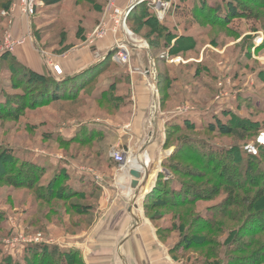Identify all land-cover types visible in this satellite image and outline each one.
<instances>
[{
	"label": "rangeland",
	"instance_id": "obj_1",
	"mask_svg": "<svg viewBox=\"0 0 264 264\" xmlns=\"http://www.w3.org/2000/svg\"><path fill=\"white\" fill-rule=\"evenodd\" d=\"M65 1L67 2L63 6H46L43 2H38L41 7L30 18L22 10L19 0H0V150L12 153L5 163L0 161V165L3 167L8 164L6 171L8 177L22 181L26 176V182L27 169L32 165L36 168V178L39 180L29 186L27 183L17 186L0 178V264H66L67 261H71L70 264H84L82 251L73 252L74 254L69 257L65 256L67 253H63L61 261H51L47 251L54 246L62 247L63 252L69 251L72 247L65 245V241L88 233L99 214L106 209L108 194L100 182L106 177L116 178L128 163L121 167L113 158L112 152L123 150L130 158L139 152L135 135L128 133L127 129H131V123L136 114L134 82L146 78L142 74L131 71L127 65L130 58L127 64L110 65L107 71L98 75L86 90L80 92L85 97L80 96L79 101H59V104L52 103L34 110L27 108L29 99L36 93L24 79L27 69H30L22 60L27 62V45L30 43L39 55L37 64L44 69L50 67L54 69L52 64H55L53 62L56 60L55 57L45 54L41 46L55 39L56 29L66 28V42L61 44L60 50L57 51V54H62L75 44L84 42L83 44L87 45L92 40H97V35L101 33V31L98 32L100 24L112 19L113 11L108 10L107 6L110 0ZM130 1L127 0L126 6ZM137 1L134 0V2ZM160 1L166 4L159 9L161 11L165 9L163 19L158 17L157 7L149 0L142 2V5L137 3L130 13L131 17L140 11L136 9L138 5L141 8L144 7L143 3H147L151 15L158 23L166 22L176 29L177 36L172 40L173 42L182 35L192 37L193 51L187 53L186 59L182 53L172 55L169 47L165 48L162 42L159 43L157 35L152 32L154 22L141 24L138 21L134 22L130 17V21L126 23L127 27L135 33L136 39L141 36L154 42L151 49L156 59L157 69L161 75L163 70H166L168 80L160 85L163 78L161 77L158 86L161 112H170L174 118L185 109L193 112V114L189 113L192 115L206 111L204 117L209 118L213 113L218 114L222 109L228 108L248 116L258 129L251 130L244 139H237L232 135H216L204 130L201 126L177 131L170 136L168 145L166 144L167 146L156 152L159 162L162 160L163 163L170 155H174L171 165H179V169L183 172L195 170L197 174V171L205 169V155L199 148L183 151L180 149L184 148L183 144L179 149L176 148L175 145L183 136L191 137L192 144L202 147L208 144L212 150H217L222 145L233 146L245 143L246 151L251 148L256 152H250L251 154L258 156L260 153L261 155L260 150H264V146H261L257 140L260 135H264V114L252 113L255 111L253 107L241 101L239 94L245 93L247 97L259 95L256 99L264 101V46L256 50L253 48L251 57H247L244 50V46L249 41H255L256 45H259L264 40V15H261L256 22L245 18L231 19L227 25L232 27V31L217 24L200 21L184 28L179 25L175 14L176 4L179 1ZM222 1L226 0H209V5L216 6ZM244 1L249 5L255 4L253 0ZM149 4L151 7L148 6ZM7 5L10 6L7 7ZM117 5L120 7L118 2ZM261 12L264 13V10ZM142 21L148 20L144 17ZM81 25L85 26L84 34L87 32L83 42L79 35H74ZM122 33L121 29L118 34L121 39ZM8 38L23 41L15 45L14 51H10L12 54L9 55L5 53ZM36 38L39 41L38 44ZM157 43L159 45H156ZM175 57H180L181 60H171ZM110 59L112 57H104L100 63L107 65ZM194 61H196L195 64L191 66L190 63ZM119 76L126 77L122 81L114 79ZM200 77L201 79L198 80ZM110 84H114L110 94H102L100 101L95 100L94 95L101 93L99 88ZM163 87H167L166 91H162ZM165 95H168L166 100L161 99ZM8 111H12V115L8 116ZM196 123L205 124L204 121H196ZM148 129L146 127V132H140V134L148 133ZM191 157L202 158V165L193 161ZM243 165L244 163L239 167L238 179L248 186ZM259 169L260 173L264 172V161ZM161 170L168 174L163 164ZM175 172L172 169L174 179L170 181L175 189L181 187L178 184L179 180L187 183L196 181L202 187L203 185L211 187L216 183V180L210 176L199 179L180 173L176 175ZM63 173L65 175H62ZM60 174L61 178L66 177L67 181L76 182L75 187L77 191H83V197L75 196L66 201L53 199L50 202L41 198V195L45 197L49 195L46 194L49 187L55 188L49 183ZM65 185L63 181L59 190L55 189V191L69 193L71 186L64 190ZM256 191L257 188H252L251 193ZM225 193L226 190L222 189L210 199L198 200L191 209L193 213L190 218L194 220L192 223L188 222L184 233L176 225V217L183 212V208L172 205L149 206L147 210L144 208L145 216L155 227L159 240L165 244L166 248L171 249L168 254L175 264H230V261H224V249L220 250L218 245L215 250H211L212 255L209 257L197 249L198 244L203 242L210 233H213L220 245L224 244L227 238L234 236L240 240L243 238L245 242L253 241L254 245L251 249L245 243L243 249L245 252L237 255V264H251L250 257H253L257 250L260 252L258 264H264V230L260 229L259 222L253 227L259 231L258 234L252 235L242 229L245 225V217H237L235 223L222 218H218L211 225L204 221V216H208L209 219L219 217L214 211L217 210L220 201L225 199ZM262 199L261 207L256 210L257 212L264 211V197ZM70 205L75 212L67 210ZM51 206L56 208L54 211L57 213L46 212ZM87 207L90 209L85 211ZM156 214L159 216L153 217ZM218 229L220 232L217 233ZM185 234L195 239L193 248L186 255L183 248L179 247ZM45 246H49L48 250Z\"/></svg>",
	"mask_w": 264,
	"mask_h": 264
},
{
	"label": "trees",
	"instance_id": "obj_2",
	"mask_svg": "<svg viewBox=\"0 0 264 264\" xmlns=\"http://www.w3.org/2000/svg\"><path fill=\"white\" fill-rule=\"evenodd\" d=\"M63 0H39V2H43L44 5H53V6H60L61 2ZM178 4H176V17L178 19L179 25L188 27L194 23L197 22H205V23H211V24H217L220 25L222 28H226L227 30L232 31V27H230L229 22L231 19H248V20H255L256 22L259 17L261 18V15H264V13L261 12V10H264V0H253L254 6L249 5L245 3L244 0H226L222 1L216 4V6H210L209 0H178ZM142 5V3H140ZM139 4V5H140ZM136 7V9H140V11L136 15L131 14L128 15L127 21L131 19L135 22L138 21V23L141 24H148L149 21L154 22V27H152V32L157 35V38L159 40V43H163V46L165 48H170V51L172 55H176L178 53H182L183 57L185 59L188 57L187 53L189 51H193V45H191V42L193 40L192 37H188V35L179 37L175 42L172 40L177 36L176 29L171 26H169L168 23L164 22L158 23L156 18L151 15L147 3H143L144 7L139 8ZM10 5H7L9 7ZM41 7L40 5L37 6V9ZM144 8V9H142ZM142 11V12H141ZM146 18L148 21H142L143 18ZM130 21V20H129ZM223 22V23H221ZM183 23V25H181ZM151 28V26H149ZM137 33V32H136ZM236 33H238L236 31ZM54 38L49 44H64L67 39L66 34V28L63 27L62 29H56V33L54 35ZM85 38V36H84ZM228 38V37H227ZM226 39V38H224ZM211 41L214 42V40L211 39ZM226 41V40H223ZM222 41V42H223ZM151 48L152 45L154 46V42L149 41ZM157 43L156 45H159ZM264 46V40L259 44L256 45L255 41H249L245 46L244 50L246 52L247 57H251V54L253 53V48L259 49ZM8 55L12 54L11 52L7 51L5 52ZM6 54V55H7ZM112 56L109 55V58ZM197 57V56H196ZM196 61L190 63L191 66L195 64ZM198 63V62H197ZM117 63L114 62L112 59H110L106 64L96 62L92 65H90L88 68L74 73L73 75L69 76H58L56 74H51L49 72L40 73L33 69H27V75H24V79L27 80V84L35 89L36 93L32 95V98L29 99L27 108L34 110L35 108H40L42 106L50 105L58 103L59 101H79L78 98L81 95L82 90H86V88L89 87L90 83L94 82V79L102 74L104 71L108 70V67L110 65H114ZM185 64V63H182ZM101 67L99 68V66ZM170 66V65H167ZM29 68V67H28ZM126 77V76H124ZM124 77H114L117 79H120L121 81L124 80ZM162 80L160 81V85L163 84V82L167 79L166 70H163V73L160 78ZM201 77L198 79L200 80ZM114 84H110L109 86L100 87V94L94 95L95 100H101V95L106 94L109 95L110 91H112ZM167 87H163L162 91H166ZM161 91V88H160ZM88 92V91H87ZM89 93V92H88ZM259 94V92H257ZM162 96V95H161ZM85 97V96H84ZM168 95H165V97H161V99L166 100ZM239 98L241 101L246 102L247 105L253 107L255 111L258 113L264 114V101H259L256 98H259V95L257 97H250L246 96L245 93H240ZM84 100V99H83ZM7 103H9V99H7ZM38 106V107H37ZM237 110H232L228 108H224L221 111L217 113H213L211 117L205 118L206 111L204 113H199L197 115L192 114H184V115H177L176 117L172 118L170 121L166 124V144L168 145V141L171 135L173 133H176L177 131H184L185 129H195L197 126L204 127V130L209 131L210 133H215L216 135L221 136H228L232 135L233 137L237 139H244L251 130H257L258 127L255 126L250 118L242 113H238ZM7 115H12V111H8ZM196 121L201 122L204 121L205 124H197ZM252 125L253 129H252ZM88 131H92L91 129H86ZM191 137H184L179 139L178 144H176V148L179 149V147L183 144L184 148H180L186 150V149H192V148H199L200 151L204 152L205 158H204V168L199 171H197V174L195 170H192L191 172L188 171L183 172L179 169V165H171L173 162L171 160L173 159L174 155H170L166 160L163 161V166H165L168 174L161 172L159 175V179L157 181V185L154 189V191L149 194L145 200L144 208L145 210L148 209L149 206H167L172 205L177 208H183V212L181 214L177 215L178 217L176 220V225H178V229L183 231L186 229L187 224L189 221L190 223L193 222L194 218L191 219V215L193 211L191 209L194 207V205L197 203L198 200H207L210 199L213 195H217L220 193L222 189L226 190L225 193V199L220 201V204L217 206V210L214 211V213H218L219 217H215V219H209L206 216H204V221H206L209 225L213 224L214 221L218 218H222L227 220L230 223H235L237 217H245L244 222L245 225L242 227L245 231H248L249 233L258 234V230L253 229L254 224L259 222L260 223V229L264 230V211H256L261 207V202L263 201L262 197H264V172L260 173V164L264 161V150H260L261 155H253L246 151L244 148V144H236V145H222L221 148L217 150H212L209 148L208 144H204L207 142H204L203 147L199 146L197 144L191 143ZM165 145V146H167ZM195 146V147H194ZM261 146H264L261 144ZM0 150V161L4 162L7 158L11 156V152ZM193 161L199 162V165L203 163L202 158L197 157H191ZM31 163V162H30ZM244 163V175L248 179L247 185H244V183L239 181V167ZM32 164V163H31ZM32 167V168H31ZM30 168L27 169V182L25 181V178L19 181L12 177L7 176V168L8 164H5L3 167L0 165V178L5 179L7 182H11L14 185L18 184H26L29 186L32 183H35L38 180L36 178V172L32 165ZM4 168V169H3ZM212 168V169H211ZM6 169V170H5ZM172 169L177 172L175 174L177 175L180 173L181 175H189L191 177L199 178L205 176H210L211 178H214L216 183H214L213 186H201L196 181H191L192 183H187L185 181L179 180L178 184H180V188L175 189L173 187V183L170 181L174 179V176L172 175ZM177 169V170H175ZM171 170V172H169ZM62 175H65L63 173ZM61 174L57 177H54L51 182L49 183L50 186H54L55 188H48L46 190V194H49L47 197L44 195H41V198H44L45 201L50 202L53 199L58 200H64L66 201L68 198L71 197H83V191H77V187H75L76 182L67 181L64 178H61ZM167 175H170V177H167ZM173 176V177H172ZM179 176V175H178ZM24 177V175H23ZM65 181L66 185L63 187L64 190L67 189L68 186L70 187L69 193H57L55 189L59 190V186L61 183ZM246 186L248 188H246ZM62 188V190H63ZM252 188H257V191L255 193H251ZM44 196V197H42ZM58 206V205H57ZM56 207V205H55ZM55 207H50L49 211H46L48 213L56 212ZM63 207V206H62ZM58 209L61 210V208L58 206ZM85 211H88L90 207L85 208ZM68 211H72L75 209L70 205L67 208ZM78 214V213H77ZM80 215V214H79ZM159 215L156 214L153 217H158ZM200 216V215H199ZM201 217V216H200ZM242 218V219H243ZM243 222V223H244ZM251 224V225H249ZM214 230V229H213ZM213 232V231H210ZM220 232V230H217V233ZM233 235H236L233 233ZM242 240V241H241ZM227 238L224 242V244L220 245V242L216 240V237L213 235V233H210L209 236L203 240V242L199 243L198 250H201L203 254H205L207 257L211 254V250H215V247L218 245L220 250L224 249L225 258L224 261H230V264H237L238 254H242L245 252L243 250L245 248V243L247 246L251 249L254 245V242L246 241L242 238ZM195 242L194 238H190L185 234L183 239L180 241V246L183 248V251L185 252L184 255H186L190 250L193 248V243ZM178 247V248H179ZM45 248H49V246H45ZM44 248V249H45ZM173 249V248H172ZM52 250V251H51ZM69 250V249H67ZM203 250V251H202ZM73 252H80L77 249L70 248L69 251L62 250V247L54 246L50 247L47 251V254L50 256V260H59L61 261L63 253H67L65 256H72L74 254ZM223 252V251H222ZM221 252V253H222ZM257 253L253 254V257H250L251 264H258L260 259V252L257 250ZM64 256V255H63ZM217 258V257H216ZM218 259V258H217ZM216 260V259H215ZM84 261V260H83ZM71 261H67L66 264H70ZM85 264V262H84Z\"/></svg>",
	"mask_w": 264,
	"mask_h": 264
},
{
	"label": "water",
	"instance_id": "obj_3",
	"mask_svg": "<svg viewBox=\"0 0 264 264\" xmlns=\"http://www.w3.org/2000/svg\"><path fill=\"white\" fill-rule=\"evenodd\" d=\"M126 22L127 18L123 20L119 44L129 46L132 70L146 77L134 82L136 114L131 129H127L135 135L139 152L129 157L115 180L105 178L100 182L109 194V203L89 232L64 244L82 251L86 264H175L168 254L171 249L157 238L143 205L162 172V160L159 162L156 154L166 145V124L173 114L162 113L159 106L160 73L149 41L141 36L136 39ZM108 37L111 44L101 59L118 45L112 34ZM97 49L98 45L91 50ZM146 127L149 132L141 135Z\"/></svg>",
	"mask_w": 264,
	"mask_h": 264
},
{
	"label": "built area",
	"instance_id": "obj_4",
	"mask_svg": "<svg viewBox=\"0 0 264 264\" xmlns=\"http://www.w3.org/2000/svg\"><path fill=\"white\" fill-rule=\"evenodd\" d=\"M152 4H155V6L158 9L157 15L159 18H164L163 17V13H165V9L162 11L159 10L160 8H162V6H165V2H161L160 0H149ZM19 2H21L22 4V10L24 11V13L28 16V17H33L35 15V11H37V6H38V2L39 0H19ZM118 0H110L108 2V10H112V19L110 21L107 22H103L100 24V28L98 30V32L101 31L100 35H97V40H90L89 38V43H87V47L88 48H93L96 47L97 44L99 43V41L105 39L107 37V35L112 34L114 36V39L117 42V48L115 49V53L114 55L112 54V60L118 62L119 64H127L129 61V55H130V50H129V46L125 43L119 44V41L121 40V38L118 37L119 31H121L122 29V24H123V20L125 18L128 17V15L131 13L132 9L134 8V6L138 3H142V2H146V0H138L137 2H134V0H131L129 2V4L125 7V8H121L117 5ZM150 3V4H151ZM150 4L148 6H150ZM151 7V6H150ZM162 16V17H161ZM88 41V40H87ZM23 43V41L21 40H15V39H10L8 38L6 41V45H5V52L6 51H14V47L15 45L21 44ZM171 60H178L180 61L181 58L180 57H175ZM54 67V70H56L57 73H62V70L60 68V66L58 64H52ZM179 113V112H178ZM180 115H184V114H189L193 112H190V110L185 109L182 112H180ZM257 142H259L260 144H264V135H260ZM249 153H256L255 151H253L251 148L248 149ZM112 156L115 159V161L121 166L123 167L129 159L128 153L123 151V150H115L112 152Z\"/></svg>",
	"mask_w": 264,
	"mask_h": 264
},
{
	"label": "crops",
	"instance_id": "obj_5",
	"mask_svg": "<svg viewBox=\"0 0 264 264\" xmlns=\"http://www.w3.org/2000/svg\"><path fill=\"white\" fill-rule=\"evenodd\" d=\"M66 2L67 1L63 0L60 5L63 6ZM126 3H127V0H118V4L120 5L121 8H125L122 6H126ZM62 9H64V8H62ZM84 28H85V26L81 25V27H79V29L74 34L75 36L79 35L82 42L84 41V39H86L83 37L84 36L86 37V33H87L86 32L84 34V30H85ZM70 35H72V34H70ZM36 42H37V44L39 42L37 40V38H36ZM110 42H111L110 37L99 41V43L97 44L98 45L97 51H99V52H97V51L93 52L91 50L92 48H88L86 45L83 44L84 43L83 42L81 44H75L74 46H71L66 52H64L62 54H57V51L60 50L59 44H52V45L43 44V46H41L42 47L41 49L44 50L45 54H50V55L55 57L56 60L53 62H55V64H58L60 66V68L62 70V73H60V74L57 73L56 70H54L53 68L51 69V67L44 69L42 66H40V64L36 63L39 55L37 54V52L35 50H33L34 49L33 46H30V43L27 45V62L24 59H22V60L25 63H27V67H30L31 69H33L37 72L44 73V72L48 71L49 73L56 74L58 76H69V75H73L74 73L80 72V71L88 68L90 65L96 63L97 61L100 62L102 60L101 59L102 53L103 54L105 53L106 49L111 44ZM95 56H97V57H95ZM114 62H116V61H114ZM116 63L119 64L118 62H116ZM127 65H129V68L131 69V71H133L131 68L130 62ZM136 73L142 74L140 72H136ZM142 76H144V75L142 74ZM144 78H146V77L144 76ZM134 97H135V95H134ZM199 113H202V112H199ZM106 178H108V177H106ZM110 179L115 180V178H110ZM107 194H108V192H107ZM108 203H109V194H108ZM108 203H107V206H108ZM156 236L158 238L157 233H156Z\"/></svg>",
	"mask_w": 264,
	"mask_h": 264
},
{
	"label": "bare ground",
	"instance_id": "obj_6",
	"mask_svg": "<svg viewBox=\"0 0 264 264\" xmlns=\"http://www.w3.org/2000/svg\"><path fill=\"white\" fill-rule=\"evenodd\" d=\"M113 53H115V51H114ZM113 53H112V54H113ZM132 161H133V160H132Z\"/></svg>",
	"mask_w": 264,
	"mask_h": 264
}]
</instances>
